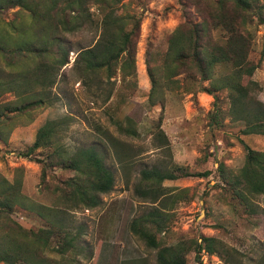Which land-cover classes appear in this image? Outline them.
<instances>
[{"label":"rangeland","instance_id":"rangeland-1","mask_svg":"<svg viewBox=\"0 0 264 264\" xmlns=\"http://www.w3.org/2000/svg\"><path fill=\"white\" fill-rule=\"evenodd\" d=\"M215 1L123 0L119 4L120 12L133 16L134 24L139 25L135 37L136 74L117 73L111 80L105 73L94 77L73 74L71 67L77 53L91 48L99 38V30L85 29L68 36L72 52L69 63L58 72L50 104L10 114V121L3 122L0 178L10 183L20 179L21 194L31 203L56 210L59 204L53 193L55 187H62V182L74 176L70 170L48 169L44 184L39 162L47 151H38L27 158L20 155L47 121L62 123L58 146L67 153L77 147H97L105 153V164L114 176V186L101 196L100 206L67 213L57 210L66 228L81 235L74 247L66 251L58 248L60 238L52 239L54 249L46 253L49 264H158L157 253L161 247L200 242L201 235L215 238L228 248L225 257L222 254L223 259L211 255L208 264H264L263 197L252 201L258 209L248 215L231 199L226 186L217 183L216 174L219 164L237 173L245 156L240 141L254 150L264 151V137L242 135V123L232 122L228 117L227 92L217 91L215 102L212 95L201 90V86L213 88L208 82H202L198 74H180L173 78L177 84L168 82L170 89L162 85L158 96L149 98L151 83L147 70L151 68V73L161 66L171 33L186 20L201 21ZM91 12L95 20L100 21L96 7H92ZM18 13L17 8L4 12L0 23L20 17ZM22 15L23 22H28L26 15ZM262 15L264 17V11ZM249 30L252 44L248 59L255 64L260 62L251 80L260 87L257 99L264 105V25L253 17ZM19 58L21 56H15L12 65L22 70L28 65L23 60L18 61ZM10 60L0 53V77L16 74L13 66H7ZM153 75L158 78L160 74ZM15 94L13 90L0 88V104L13 102ZM215 107L220 109L221 126L211 123ZM125 118L133 121L137 137L121 134L114 125L113 120ZM157 125L168 145L157 140ZM97 128L105 131L103 136ZM111 142L118 146L114 148ZM171 164L190 173L209 171V176L179 178L159 185V199L163 201L180 189L188 191L182 199H177L174 208L163 210L166 222L161 233L149 226L160 246L152 248L131 232L130 224L151 208H158V202L141 198L136 189L142 170L164 169ZM23 204L24 207L14 206L6 218L26 230L47 227L44 220L26 207V202ZM6 218L0 214V226ZM193 256V251L186 254L187 264H196Z\"/></svg>","mask_w":264,"mask_h":264},{"label":"trees","instance_id":"trees-1","mask_svg":"<svg viewBox=\"0 0 264 264\" xmlns=\"http://www.w3.org/2000/svg\"><path fill=\"white\" fill-rule=\"evenodd\" d=\"M122 1L0 0V15L17 8L21 21L24 17L22 13L29 20L22 24L20 17H17L0 23V53L11 58L7 66H13L15 56H21L18 61L23 60L28 65L22 70H18L19 66H13L16 74H7L6 77L1 74L0 88L13 90L16 94L13 102L0 104V127L4 121H10V114L50 104L49 98L57 85L58 72L69 63L72 52L68 36L85 29L99 30V38L91 48L77 53L71 67L73 74H80L81 77L92 74L94 77L105 73L108 80L117 73L124 76L136 74L135 37L139 25L134 24L133 16L120 12L119 4ZM92 7H96L100 21L95 20ZM263 11L264 0H217L205 11L201 21L186 20L177 27L168 39L161 66L151 73V68L147 70L151 83L150 100L158 96L162 85L169 88L168 82L177 84L174 77L198 74L202 82H208L213 88L210 90L201 86V90L212 95L215 102L218 100L217 91L227 92L228 117L232 122L242 123V135L264 137V105L257 99L260 87L251 80L260 62L255 64L248 59L252 44L249 25L253 17L264 25ZM35 59L43 60L37 62ZM220 71L224 74H217ZM153 74L160 75L155 78ZM219 118L220 109L215 107L210 117L211 123L221 126ZM113 122L121 134L137 137L130 118ZM60 123L56 120L45 122L37 130L33 143L20 153L21 157L27 158L38 151H47L39 162L44 184L48 169L74 172L73 177L62 182V187H55L53 191L59 204L56 210L29 202L21 194L20 179L10 183L0 178V214L6 218L14 206L24 207L23 203L26 202V207L47 225L37 231L26 230L6 218L0 226V264H49L46 253L54 249L51 240L56 238L61 239L58 245L61 251L72 249L81 234L66 228L57 210L67 213L96 208L101 205V196L114 186V176L105 164L104 152L89 146L77 147L67 153L66 149L58 146L62 138ZM156 130L157 140L166 143L159 125ZM97 131L102 136L105 133L104 130ZM111 143L114 148L118 146ZM240 143L245 151L242 167L233 174L219 164L217 183L226 186L231 199L246 214L252 215L257 208L252 201L258 197L264 199V151L254 150L242 141ZM208 176L209 171L190 173L174 164L164 169L153 167L142 170L136 193L143 199H150L151 203L158 202V208H151L145 215L132 220L131 232L148 246L160 247L149 226L161 233L166 222L163 210L174 208L177 199H182L188 190L180 189L163 201L159 199V185L163 181L179 178ZM199 239L200 242H179L174 246L161 247L157 253L158 264H187L185 257L191 251L196 260L202 250L221 259L222 254L225 257L228 248L221 241L202 235Z\"/></svg>","mask_w":264,"mask_h":264},{"label":"built area","instance_id":"built-area-1","mask_svg":"<svg viewBox=\"0 0 264 264\" xmlns=\"http://www.w3.org/2000/svg\"><path fill=\"white\" fill-rule=\"evenodd\" d=\"M208 257L211 258V255L208 254L206 251L202 250L200 253L197 254V260H195L196 264H208L207 259Z\"/></svg>","mask_w":264,"mask_h":264}]
</instances>
